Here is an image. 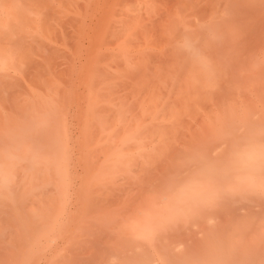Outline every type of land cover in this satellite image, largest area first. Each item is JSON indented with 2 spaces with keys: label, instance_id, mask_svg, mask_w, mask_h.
I'll return each instance as SVG.
<instances>
[{
  "label": "rangeland",
  "instance_id": "374dc122",
  "mask_svg": "<svg viewBox=\"0 0 264 264\" xmlns=\"http://www.w3.org/2000/svg\"><path fill=\"white\" fill-rule=\"evenodd\" d=\"M31 17L44 18L46 31L40 29L42 25H39L38 31L36 23L29 20ZM31 29L34 33L28 35L26 31ZM4 80L7 81L5 88L1 86ZM8 81L12 82L11 88ZM38 85L39 89L42 88L38 89L42 92H39L40 98L44 103L53 105V110H49L48 114L51 118L50 128L57 133L54 137L66 131L69 141V149L64 148V151L71 161L70 177L74 182L72 179V185L69 186L66 181L61 186L69 198L68 209L54 219L63 218L58 238L70 241L71 248L66 250L67 255L73 250L77 259L79 256L83 258L72 264H166L160 260L161 254L168 252L166 256L172 255L170 249L174 247V242L167 243V246L149 247L140 253L133 245L109 246L104 245L105 240L99 241V237L106 235L116 221L113 213L96 220L90 212L100 209L114 195L121 179L128 175L119 167L112 169L103 174L104 178L110 180L102 182L104 185L97 194L86 200L77 195L78 189L98 181L102 167L99 164H107V161L103 162L107 149L100 142L109 138L108 133L100 130L94 118L103 117V112L116 109V105L124 107V110L137 109L136 104L141 101L138 105L141 107L142 102L150 99L149 93L156 89V92H163H158L161 96H165L168 124L174 132L179 133L176 134L178 138L181 133L182 136L185 134L186 138H179L180 141L176 137L178 143L183 142L181 148L177 144L179 152L189 142V145L196 144L194 140L200 145V137L193 132H215L230 124L237 132L246 122L251 124L257 116L250 104L256 101L257 106L264 107L255 96L256 90L264 87V0H0V102L4 101V97H10V92L36 90ZM55 94L60 99L56 105ZM9 99L12 101H6L5 107L4 103L3 107L0 104V126L4 124L3 114L20 116L18 108L22 109L21 101ZM20 99L24 100L23 93ZM8 106H13L14 111H10ZM191 137L197 139L192 141ZM113 141L118 142L115 137ZM141 142L144 141L135 139L127 147L128 150L134 153ZM84 147L87 151L80 162V152ZM175 151H169L171 156ZM217 151H212V156L217 153L219 156L220 151ZM179 156L177 161L181 158ZM129 157L131 161L135 159ZM137 162L138 165H149L151 161L147 155H143L138 157ZM177 164L174 171L182 169ZM141 175L139 173L135 177ZM249 197L247 201L251 203L237 197L228 201L242 202L246 208L244 205L236 207V204L234 206L238 209L232 208L229 203L226 209H236L235 214L239 213L242 217L245 214L243 209L248 208L249 211L254 208L249 213L246 210L252 221H249L247 229H243L248 233V238L256 237L258 240L254 242V238V243L247 244L245 248L243 245L248 238L244 241V236V239L238 238L244 243L237 239V243L234 239L224 243L217 241L218 236L212 235L209 240L212 243L202 251L226 252L229 255L228 252L231 253L236 245L242 244L240 251L234 248L236 251H232V254L236 252L233 255L242 256L239 260L256 262V253L261 248L258 245H264V223L261 222L263 228L260 226L258 230L256 227L261 225L256 224L261 221L257 213L259 207H264V199L258 204L260 199L255 198V202ZM240 208L243 214L238 212ZM201 214L206 219L209 216ZM239 214L235 218H241ZM218 215L222 218L223 214L218 211ZM224 215V219L227 218ZM233 215H229L232 221L236 220ZM245 216L248 219L247 214ZM226 220L228 223L229 220ZM193 221L192 224L196 223L201 229L198 226L201 220L198 223ZM206 221L202 222L206 225ZM192 224L191 228L188 225L183 228L187 229V233L179 228L185 224L177 225L180 230L175 226L178 235H175L176 230L172 227L174 236L170 240L175 238L180 246L181 240L188 239L194 243L190 244L191 241L187 240L188 247L195 245L199 248L203 236L210 232L204 228L200 231L205 233L199 235V229L196 231ZM239 230L235 228L237 234L230 230L229 237L237 238L238 234L242 237L243 231ZM179 231H185L184 235ZM255 243L258 247L256 253L255 248L251 252ZM242 249H246V252ZM259 251L264 252V249ZM26 264H33V261Z\"/></svg>",
  "mask_w": 264,
  "mask_h": 264
},
{
  "label": "bare ground",
  "instance_id": "6f19581e",
  "mask_svg": "<svg viewBox=\"0 0 264 264\" xmlns=\"http://www.w3.org/2000/svg\"><path fill=\"white\" fill-rule=\"evenodd\" d=\"M29 20L36 23L35 28L38 31L39 25H42L40 26L41 30L46 31L44 18L31 17ZM26 33L31 35L34 30L31 29ZM11 84L12 82L8 81L9 88H11ZM1 86L5 88L7 81L1 82ZM39 87L38 85L36 90L10 92L12 99H17L16 102L21 101L22 109L18 108L20 116L3 114L4 124L0 126V264H26L31 260L33 264H72L75 260L83 259L81 256H79L81 259H77L78 256L73 250H70L68 256L66 250L71 248L70 241L58 238L63 218L58 220L54 218L57 214L61 216L62 213H66L67 204H69V198L61 190V186L66 181L69 186L72 185L74 179L70 177L72 174L70 171L71 161L66 157L64 151V148L69 149L66 131L60 136L54 137L57 133L52 132L50 128L51 118L48 114L49 110H53V105L44 103V100L40 98L42 92L39 90L42 88L39 89ZM151 89L153 90V88ZM155 92L156 89L149 93L150 99L142 102L141 107H138L141 103L139 101L140 103L136 104L137 109L124 110V107L116 105V109L105 111L106 114L103 112V117L94 118L100 130L103 133H108L109 138L100 143L104 144L107 155L108 153L110 155H106L103 160V162L107 161L105 166L99 164L102 167L99 169L98 181L94 185L78 189L77 195L86 200L97 194L104 185L102 182L110 180V178H104L103 174L112 169L115 170L119 167V170L128 175L121 179L114 195L102 204L100 209L90 212V215L96 220L113 213L116 221L110 226L111 229L106 235L99 237V241L105 240L104 245L109 246L133 245L140 253L150 249L149 247L167 246V243L174 242V247L170 249L172 255L166 256L168 252L161 254L160 260L165 261L166 264L170 262L173 264H264L262 258L264 256L261 257L264 252L259 251L261 248L264 249L262 247L264 245H258L261 247L258 249L256 243L252 244L251 250L255 248L256 253L258 249L255 258L263 259L256 258V262H248L246 259V261H242L239 260V257L242 256L233 255L236 252L232 254V251H236L237 248H239L237 251H240L242 244H235L237 247L234 248L236 249L233 248L231 253L228 252L229 255L225 254L226 252L202 251L212 243L209 241L212 235L218 236L220 240L215 236L213 238L224 243L233 239L235 242L236 239L240 242L238 238L246 237L245 241L249 236L243 228L249 227V221L252 220L248 213L254 208L249 211L247 208L248 213L243 209L244 215L247 214L248 219L246 216L241 217L239 213H236L241 217L237 219L238 215L236 216L235 212L238 208L236 207H242L244 203L228 201L237 197L247 203L249 202L247 198L251 196L253 200L260 199L257 201L258 204L263 202L264 107L257 106L256 101V105L251 103L250 108L254 110L253 113L256 114L257 119L251 124L246 122L241 125L237 132H234L235 128L232 129L231 124L220 127L215 132L197 131L198 134L193 132L197 137H200L198 140L201 142L200 145L195 142L194 138L196 137H191L190 139L194 140L193 142L196 144L189 145V142L185 148H182V152H179L178 145L180 144L181 148L183 142L178 143L177 140L186 138L185 134L182 136L181 133L180 139L176 136L179 133L174 132L167 121L165 96H161L163 94L161 91ZM22 93L23 101L20 99ZM158 96L161 98L159 99ZM255 96L261 100L260 104L264 105V87L258 88ZM10 97H4V101H1L0 104L4 103L5 107L6 101L11 100ZM149 97L147 96V98ZM54 99L56 100L54 105L60 102L57 94ZM1 106L3 107V104ZM9 109L14 111L13 106H10ZM86 124L88 125L89 121ZM219 130H225V132ZM188 134L186 135L188 136ZM113 137L117 139V143H114ZM135 139L144 142L138 144L135 152L132 153L127 147ZM215 141L218 144H215ZM172 149L178 150V152L175 151L176 153H172L171 156L169 151ZM217 149L220 154L218 156L217 151V155H213L214 158L211 153L214 154L212 151ZM86 151V147L81 150L80 162H82L83 154ZM127 155L135 157V159L131 161ZM143 155H147L150 159L149 165H138V157L141 158ZM179 155L181 158L177 161ZM183 159L185 162L182 161ZM181 161L182 165L179 164ZM175 164L182 169L174 171ZM182 172L185 174L182 175ZM139 173L142 175L135 177ZM254 195L256 197H253ZM230 198L231 200H229ZM235 198L233 199L235 200ZM254 201L256 202V200ZM229 203L232 204V208H236L233 209L235 212L229 209V206V210L226 209ZM234 204L237 206L235 207ZM249 208L252 207L249 206ZM263 209L264 207L261 209L259 207V213H257L259 216L257 218L261 220L257 219L256 224H261L256 226L258 230L263 225L261 222L264 223V219L261 218H264V211L261 212ZM240 210L242 208L238 210L241 213ZM218 211L221 215L230 212L229 215L234 214L233 219L238 221H232V216L229 215H226L225 219L222 215L221 218ZM201 213L209 215L208 218L206 219ZM192 219L197 223L200 222L199 219L201 222L208 221H206V225L205 222H202L203 224L200 222L201 225L198 224V226L201 229H199L194 221L195 224H192ZM222 219L225 221L223 222ZM226 219L229 220L228 223ZM178 224L184 225H180L182 227L179 228L185 230L186 233L187 229L183 228H187L186 225L191 228L192 224L193 227L195 225L196 231L205 228L210 234L202 235L204 240L198 241L200 242L199 248L194 247L195 245L188 247L190 246L186 242L188 239L178 238L182 241L180 247L179 244H176L179 242L175 238L173 239L176 241L170 240L174 236L172 227L175 229ZM179 228L178 230H180ZM235 228L240 229L239 232L243 231L242 237H239V234L236 236L237 238L229 237L228 232L234 231ZM249 230L251 231L250 228ZM185 231L179 232L184 235ZM202 232L205 233V231ZM202 232L200 231L199 235ZM176 233L177 230L175 235ZM235 233L237 234V232ZM253 239L248 238L249 242L245 241L246 244L243 246L258 240L256 238L253 242ZM211 241L214 240L211 239ZM189 243L191 244L192 241ZM240 243H244L243 240ZM244 250L246 252V249H242L243 252ZM258 252L262 254L259 255ZM233 256H238V258ZM251 259H253V255Z\"/></svg>",
  "mask_w": 264,
  "mask_h": 264
}]
</instances>
